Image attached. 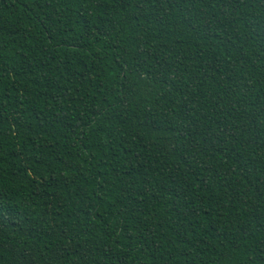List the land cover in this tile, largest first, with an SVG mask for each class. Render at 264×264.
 Masks as SVG:
<instances>
[{
    "label": "trees",
    "instance_id": "1",
    "mask_svg": "<svg viewBox=\"0 0 264 264\" xmlns=\"http://www.w3.org/2000/svg\"><path fill=\"white\" fill-rule=\"evenodd\" d=\"M0 264H264V0H0Z\"/></svg>",
    "mask_w": 264,
    "mask_h": 264
}]
</instances>
